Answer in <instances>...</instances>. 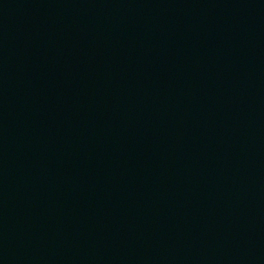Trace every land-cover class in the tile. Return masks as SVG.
Listing matches in <instances>:
<instances>
[{
  "label": "water",
  "instance_id": "1",
  "mask_svg": "<svg viewBox=\"0 0 264 264\" xmlns=\"http://www.w3.org/2000/svg\"><path fill=\"white\" fill-rule=\"evenodd\" d=\"M0 264H264V0H0Z\"/></svg>",
  "mask_w": 264,
  "mask_h": 264
}]
</instances>
